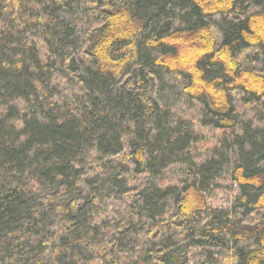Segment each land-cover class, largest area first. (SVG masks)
I'll return each mask as SVG.
<instances>
[{"label":"trees","instance_id":"trees-1","mask_svg":"<svg viewBox=\"0 0 264 264\" xmlns=\"http://www.w3.org/2000/svg\"><path fill=\"white\" fill-rule=\"evenodd\" d=\"M0 264H264V0H0Z\"/></svg>","mask_w":264,"mask_h":264}]
</instances>
